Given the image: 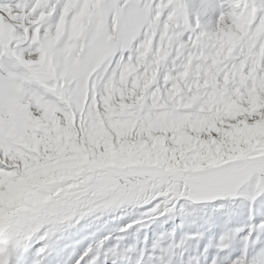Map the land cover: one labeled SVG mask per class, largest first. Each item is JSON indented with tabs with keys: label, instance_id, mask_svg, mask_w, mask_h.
Returning <instances> with one entry per match:
<instances>
[{
	"label": "snow or ice",
	"instance_id": "6c2138e0",
	"mask_svg": "<svg viewBox=\"0 0 264 264\" xmlns=\"http://www.w3.org/2000/svg\"><path fill=\"white\" fill-rule=\"evenodd\" d=\"M0 264H264V0H0Z\"/></svg>",
	"mask_w": 264,
	"mask_h": 264
}]
</instances>
